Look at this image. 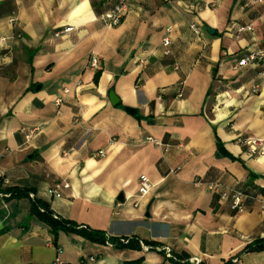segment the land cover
I'll use <instances>...</instances> for the list:
<instances>
[{
  "label": "crops",
  "instance_id": "1",
  "mask_svg": "<svg viewBox=\"0 0 264 264\" xmlns=\"http://www.w3.org/2000/svg\"><path fill=\"white\" fill-rule=\"evenodd\" d=\"M117 1L0 0V38L22 34L0 45V194L30 190L61 218L141 247L55 236L30 196L0 197V264H264V249L246 250L264 243V154L247 143L264 150V56L239 65L264 52V1L137 0L107 27L100 15ZM215 182L242 189L246 210ZM56 183L70 184L60 197Z\"/></svg>",
  "mask_w": 264,
  "mask_h": 264
},
{
  "label": "built area",
  "instance_id": "2",
  "mask_svg": "<svg viewBox=\"0 0 264 264\" xmlns=\"http://www.w3.org/2000/svg\"><path fill=\"white\" fill-rule=\"evenodd\" d=\"M137 0H118L117 3L114 5V7L104 13H102L100 15V20L104 23L105 26L107 27H114L119 25L125 18L126 14L130 11V9L135 5ZM264 0H253V2H263ZM12 21L15 22L16 21V17L13 16L12 17ZM192 30L196 33L199 34L200 33V27L198 26V24L194 23L192 24ZM253 30V25L252 24H248V25H244V26H240L237 30L238 35H241L244 32L247 31H252ZM64 31L63 30H59L57 32H55V36H60L61 34H63ZM22 34L18 33L15 36L12 37H1L0 38V45L2 46H7L8 48H12V42L18 38H21ZM163 44H164V54L170 55L171 54V50L168 48V46L171 44V39H170V35H167L164 37L163 39ZM264 56V52H257V53H251L249 56L241 59L239 61V65L243 66L248 64L250 61L257 59L258 57H263ZM89 67L93 70H99L100 69V59L98 57L97 54L93 53L90 56L89 59ZM176 68H178V66H176ZM254 91H257V86L254 88ZM57 104H60L62 102V98H58L56 100ZM148 142H153L156 145H160V146H164L165 150H168V146L164 145L160 140H156L152 137H148L147 138ZM247 143L250 145V149L252 153H257V154H264V150L263 148L260 146V141L256 140V139H252L249 138L247 139ZM100 155H104V152H99ZM180 169V167L172 170L173 172H177ZM199 184V182L197 183ZM70 186V184L68 183H56L52 186V188L50 189L51 194L55 195V196H62L61 190L63 188H68ZM153 188V183L151 181V179L149 178L148 175L146 174H142L139 178V183H138V194L140 196H145L147 194H149V192L152 190ZM208 188L213 191L216 192L220 195V198L222 200H226V199H230L231 201V209L234 212H239L242 213L246 210V205H245V199H246V193L242 190V189H226L223 187V185L221 183L215 182V183H211L208 185ZM0 197H3V194H0ZM96 258L94 256H91L89 261L90 262H95ZM34 264H64V261L58 257L55 260L51 261V262H44V263H34ZM81 264H89V262L87 260L82 261Z\"/></svg>",
  "mask_w": 264,
  "mask_h": 264
},
{
  "label": "trees",
  "instance_id": "3",
  "mask_svg": "<svg viewBox=\"0 0 264 264\" xmlns=\"http://www.w3.org/2000/svg\"><path fill=\"white\" fill-rule=\"evenodd\" d=\"M99 71H97L98 73ZM219 147L222 148L221 143L219 142ZM3 191V199L7 200L9 198L30 196L33 200L31 214L37 217L40 221L44 222L50 227L55 236L58 235L60 230L67 232H76L87 239L99 242L101 244L112 245L117 248H140L139 240L135 238H117L114 236L108 235L105 231L94 229L86 224H78L74 221L67 220L58 216L51 208V206L38 198L30 190H24L17 187H8ZM150 245H155V242L146 241ZM264 249V243L256 241L254 244L248 245L246 250H261Z\"/></svg>",
  "mask_w": 264,
  "mask_h": 264
},
{
  "label": "water",
  "instance_id": "4",
  "mask_svg": "<svg viewBox=\"0 0 264 264\" xmlns=\"http://www.w3.org/2000/svg\"><path fill=\"white\" fill-rule=\"evenodd\" d=\"M210 31V30H209ZM110 98H111V101L113 104H117L119 102V97L116 95V93L114 91H111L110 92ZM127 111L134 114L135 113V109L134 108H131V107H128L127 108ZM118 199L121 201V202H125L126 201V196H125V193L122 192Z\"/></svg>",
  "mask_w": 264,
  "mask_h": 264
}]
</instances>
